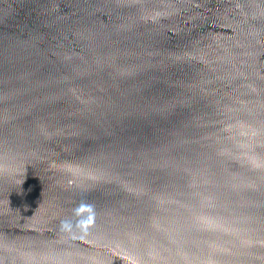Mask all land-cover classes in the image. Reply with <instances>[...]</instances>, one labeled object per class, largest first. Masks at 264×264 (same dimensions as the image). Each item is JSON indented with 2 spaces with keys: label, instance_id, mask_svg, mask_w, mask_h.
Wrapping results in <instances>:
<instances>
[{
  "label": "water",
  "instance_id": "water-1",
  "mask_svg": "<svg viewBox=\"0 0 264 264\" xmlns=\"http://www.w3.org/2000/svg\"><path fill=\"white\" fill-rule=\"evenodd\" d=\"M0 264H264V0H0Z\"/></svg>",
  "mask_w": 264,
  "mask_h": 264
}]
</instances>
